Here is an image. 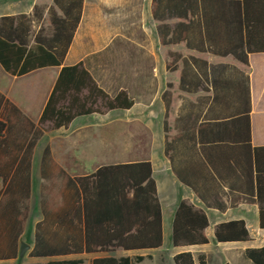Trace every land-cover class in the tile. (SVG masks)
I'll return each mask as SVG.
<instances>
[{"label":"crops","instance_id":"0c3cea01","mask_svg":"<svg viewBox=\"0 0 264 264\" xmlns=\"http://www.w3.org/2000/svg\"><path fill=\"white\" fill-rule=\"evenodd\" d=\"M151 1L140 4L138 0H82L80 19L61 66L37 68L22 76L10 75L0 66V122L11 120L19 126L26 119L34 125L25 139L22 130L14 132L20 139L17 146L0 143V264H51L63 261L91 264L96 258L106 257L100 255L102 252H86L85 213L79 179L103 166L139 161L151 164L161 210L162 245L155 249L129 251L116 248L118 255L113 257L142 256L144 259L141 262L134 263L141 264L151 251L170 248L171 260L175 254L188 250L194 256L203 254L207 264H251L243 257V252L264 246V230L258 226L257 206L248 192V151L245 147L229 153L231 160L224 164L229 174L221 197L226 205L223 212L205 206L190 188L179 182L169 159L164 155L162 94L170 88L178 94L173 98L170 95L167 118L168 135L173 137L177 134L174 127L179 116L190 117L189 124L194 114L198 115V123L213 120L211 112L207 113L208 104L202 99L211 96V93L179 90L180 61L177 70L172 71L175 73L171 77L173 81H167V72H170L166 69L167 63L163 58L160 66L159 55L146 44L152 35L161 46L156 32L160 22L151 17ZM50 7L56 15L62 16L53 0H0V17H28L32 46L39 27L47 30L50 26ZM177 21L171 19L165 23L174 24ZM149 23H152V30ZM111 43L118 45L107 50ZM135 46L140 50H134ZM170 46L182 47L187 52L184 56L179 53L182 57L193 56L212 65L229 64L248 76L250 147H264V53L249 54L247 65H243L230 55L220 57L198 53L186 49L183 43ZM106 57L116 60L117 64L106 65ZM79 63L109 98L124 92L132 106L129 109H101V112L76 116L66 127L57 129L48 121L39 123L62 67H74ZM70 79H74V76L64 77V81ZM155 109L159 115V152L154 153L149 139L148 156L135 159V128L151 138L150 122L151 118H155ZM103 121H106L109 129V143L105 150L101 140ZM34 129H38L39 133L34 135ZM1 135L6 136L5 130ZM204 145H208V142ZM205 152L207 157L209 153ZM103 153L110 155L109 162L103 163ZM250 155L252 158V152ZM200 158L201 154L198 156L176 149L173 164L183 173L197 167ZM232 159L239 162V170L232 169ZM197 185L207 186L208 182L199 179ZM180 201L205 212L209 223L205 229L206 245L189 248L171 246L172 220ZM240 219L246 223L250 241L215 242L213 231L217 224ZM22 243L28 249L20 257Z\"/></svg>","mask_w":264,"mask_h":264},{"label":"trees","instance_id":"16d2710c","mask_svg":"<svg viewBox=\"0 0 264 264\" xmlns=\"http://www.w3.org/2000/svg\"><path fill=\"white\" fill-rule=\"evenodd\" d=\"M53 3L62 16L56 15L50 7V26L47 30L39 27L32 46L28 17H0V66L6 73L22 76L37 68L61 66L80 19L82 0H53ZM151 17L160 22L156 32L161 46L183 43L186 49L198 53L220 57L230 55L243 65H247L249 54L264 53V0H152ZM171 19L178 21L165 23ZM168 56L170 61L166 69L170 72L177 70V63L181 62L180 91L211 93L202 99L208 104L207 113L211 112L213 117L212 121L198 123V115L194 114L189 124L190 117L179 116L174 127L177 134L169 137L170 92L162 94L163 148L173 173L205 206L223 212L226 205L221 197L229 174L224 164L231 160L229 153L245 147L248 151V192L257 206L258 226L264 230V147H250L248 76L229 64L212 65L193 56L182 57L176 52H169ZM68 75L74 79L64 81ZM131 106L132 102L124 92L109 98L79 63L74 67H62L39 123L48 121L57 129L66 127L76 116L101 112V109H129ZM17 124L11 120L0 122V143L17 146L20 139L14 132L22 130L25 139L34 127L26 119L22 125ZM4 130L6 136L2 137ZM38 133L39 130L34 129L33 134ZM206 142L208 145H204ZM176 149L198 156L201 154L198 166L183 173L178 171L173 164ZM205 151L209 153L207 157ZM233 161L232 169L239 170V162ZM199 179H206L208 185H197ZM79 181L85 213L86 252L107 253L116 248L125 251L155 249L162 245L161 210L150 162L103 166ZM208 225L202 209L180 201L172 220L171 246L206 245L205 229ZM213 237L217 243L250 241L242 219L217 224ZM243 257L251 264H264V246L246 249ZM143 259L142 256H106L92 260L91 264H134ZM172 262L207 264L203 254L194 256L188 250L175 254ZM79 263L63 261L51 264Z\"/></svg>","mask_w":264,"mask_h":264},{"label":"rangeland","instance_id":"374dc122","mask_svg":"<svg viewBox=\"0 0 264 264\" xmlns=\"http://www.w3.org/2000/svg\"><path fill=\"white\" fill-rule=\"evenodd\" d=\"M90 2H92V0H90ZM145 2L146 0H138V3L140 4H144ZM149 25H150V29L152 30L153 29L152 23H149ZM146 44L150 46L151 49L155 50V52H157V54L159 55L160 66H162L163 64V58L165 60V63H168V61L170 60L168 57L169 52L175 51V52L180 53L183 56L187 55V52L180 46H168V47L159 46L157 41L152 38V35L150 36V40L146 42ZM115 45H118V44L111 43L108 46L107 50L115 48ZM137 49L140 50L139 47L135 46L134 50H137ZM105 62H106V65H116L117 64L116 60L110 59L109 57H106ZM174 74H175L174 72H167L168 82L171 83L173 81L171 77ZM169 91H170V95L172 98L173 96H178L175 89L170 88ZM154 115H155V118H151V122H150L152 133H150L149 136L151 138L144 135L141 129L135 128V136H137L135 137V149H137L134 155L135 159H143L148 156V151L150 148L149 139L152 142L154 153L156 154L159 152V147H160L159 137H158L159 115H157V109H155ZM101 140H102L103 150H105L106 149L105 146L108 145L109 143V129H108V124L106 123V121H103L101 123ZM109 156L110 155L106 153L102 154L103 163L110 161ZM171 253L172 251L170 250V248L169 249L164 248L162 250L151 251L150 256H149L150 258L148 259L147 256H145V261L141 264H173L170 258ZM194 254L197 255L196 252H194ZM100 255L101 256H117L118 253L116 252V250H112L107 253H101ZM225 256L226 255H223V257Z\"/></svg>","mask_w":264,"mask_h":264},{"label":"water","instance_id":"95a60500","mask_svg":"<svg viewBox=\"0 0 264 264\" xmlns=\"http://www.w3.org/2000/svg\"><path fill=\"white\" fill-rule=\"evenodd\" d=\"M28 249V247L25 244H21L19 256L22 257L25 251Z\"/></svg>","mask_w":264,"mask_h":264}]
</instances>
